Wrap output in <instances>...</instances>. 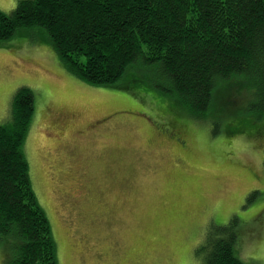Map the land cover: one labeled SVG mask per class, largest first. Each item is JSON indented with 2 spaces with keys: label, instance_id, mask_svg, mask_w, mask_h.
<instances>
[{
  "label": "rangeland",
  "instance_id": "1",
  "mask_svg": "<svg viewBox=\"0 0 264 264\" xmlns=\"http://www.w3.org/2000/svg\"><path fill=\"white\" fill-rule=\"evenodd\" d=\"M39 29L0 40V123L16 89L30 86L24 153L58 263L205 264L201 246L230 230L237 256L264 264V110L254 86L222 82L200 118L140 65L116 87L85 83ZM9 252L0 237V264Z\"/></svg>",
  "mask_w": 264,
  "mask_h": 264
},
{
  "label": "trees",
  "instance_id": "2",
  "mask_svg": "<svg viewBox=\"0 0 264 264\" xmlns=\"http://www.w3.org/2000/svg\"><path fill=\"white\" fill-rule=\"evenodd\" d=\"M35 27L89 85L116 87L128 67L140 65L197 117L222 82L254 86L264 110V0H17L11 11L0 9V40ZM34 110L33 90L23 84L0 123V237L11 249L4 264H59L24 153ZM235 240L230 230L209 236L204 263L248 264Z\"/></svg>",
  "mask_w": 264,
  "mask_h": 264
}]
</instances>
